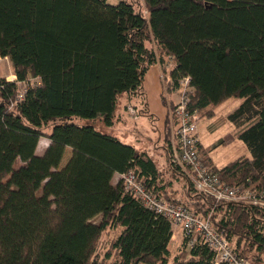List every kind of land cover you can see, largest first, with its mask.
<instances>
[{"label": "trees", "instance_id": "obj_1", "mask_svg": "<svg viewBox=\"0 0 264 264\" xmlns=\"http://www.w3.org/2000/svg\"><path fill=\"white\" fill-rule=\"evenodd\" d=\"M144 2L147 17L126 0H0V57L17 78L0 77V264H214L212 249L186 239L169 262L172 225L125 192L116 176L130 171L210 218L240 256L264 253V208L216 202L188 181L184 201L172 199L156 160L96 123L121 122L124 96L147 110L144 79L161 64L170 92L189 78L201 118L243 100L228 118L252 157L218 168L202 145L200 154L223 182L264 192V0ZM31 79L40 85L10 109ZM167 165L186 179L169 153ZM110 230L119 234L102 256Z\"/></svg>", "mask_w": 264, "mask_h": 264}, {"label": "built area", "instance_id": "obj_2", "mask_svg": "<svg viewBox=\"0 0 264 264\" xmlns=\"http://www.w3.org/2000/svg\"><path fill=\"white\" fill-rule=\"evenodd\" d=\"M162 79L167 82L165 75ZM14 81V80H13ZM24 86L19 88L16 100L10 109L21 103L29 88V83L19 82ZM168 88V82H167ZM169 89V88H168ZM167 89V90H168ZM191 87L189 78L180 83L177 100L170 108L173 123V140L170 151V163L183 173L194 191L212 197L216 202H230L264 208V192L242 190L223 182L218 174L209 167L200 154L201 141L198 127L201 113L191 106ZM128 110L137 120L139 112L131 106ZM126 193L137 199L146 209L167 218L172 228L180 230L183 239L188 240V246L205 244L215 252L214 264H250V261L240 256L217 230L210 218L196 214L192 209L167 201L152 188L147 187L134 171L119 175Z\"/></svg>", "mask_w": 264, "mask_h": 264}, {"label": "rangeland", "instance_id": "obj_3", "mask_svg": "<svg viewBox=\"0 0 264 264\" xmlns=\"http://www.w3.org/2000/svg\"><path fill=\"white\" fill-rule=\"evenodd\" d=\"M121 0H108L109 4L116 5ZM132 3L136 10L140 13H143L146 17L148 16L147 8L145 5L144 0H126ZM149 46H152L150 44ZM168 65H172L169 63V60H166ZM169 68V67H168ZM0 77L6 78L8 81L17 80L14 68L10 62V60H5L4 58L0 57ZM26 83V82H25ZM30 86L35 87L40 85L39 79H31L28 82ZM23 84H19V88L23 87ZM170 85H168V88ZM167 88V89H168ZM169 91V89H168ZM170 92V91H169ZM143 98L134 99L133 102L130 101L127 107L120 104L118 115L121 113L122 121L118 124L113 125L112 127H103V124L97 121V127H102L106 132L114 134L117 136L122 142L126 144H133V141L137 144L139 148V152H147L152 153L151 155L157 161L158 168L161 173V180L163 181L164 185L169 186V192L172 194V199H182L184 201V193L186 190L187 180L180 177L177 179L175 176L170 175L168 171V167L165 165L163 161L164 157L159 155V151L155 150L154 146L162 145L161 142V135L159 132L156 131L155 120L152 119L148 115V111L142 105ZM150 101L152 103V107L158 108V106L153 103L150 97ZM162 101V102H161ZM242 99L239 98H232L220 106L214 108V115L208 116L204 114L202 116L201 122L198 127L199 138L202 145L205 149L210 153L215 165L219 168H223L227 166L229 163L234 162L235 160L241 157H252L250 151L245 146V144L239 140L238 138V129L236 126L229 120V114L233 112L242 102ZM132 102V103H131ZM158 102V101H157ZM159 102L165 106L162 95L159 96ZM124 105V104H123ZM131 106L133 108L138 107L136 110L139 111V118L136 120L133 114L128 110V107ZM120 111V112H119ZM76 123L78 124H85L84 120L76 119ZM165 122V121H164ZM125 125V126H124ZM122 127H125L129 130L130 133L138 135L142 140H136L134 136L129 134L128 131H124ZM158 130V129H157ZM49 131V130H47ZM163 140V138H162ZM156 142V144H154ZM49 144V140L44 137L41 139L39 146H38V153L43 151L47 148ZM161 153V152H160ZM70 157V150L67 151L66 157L63 160L62 166L65 165L66 160ZM23 166V162L18 159L14 165L15 169L20 168ZM119 234L117 230H110L106 232L101 241L99 247V253L103 256L105 252L110 248L111 241L115 239ZM174 234L181 235L182 233L180 230H175ZM178 235V236H179ZM180 237V236H179ZM179 244V245H178ZM182 246V245H181ZM180 241H176L172 243L170 247V258L169 262H173V259L176 255L180 252ZM250 264H264V253H260L254 251L250 254Z\"/></svg>", "mask_w": 264, "mask_h": 264}, {"label": "crops", "instance_id": "obj_4", "mask_svg": "<svg viewBox=\"0 0 264 264\" xmlns=\"http://www.w3.org/2000/svg\"><path fill=\"white\" fill-rule=\"evenodd\" d=\"M4 59L5 60H9V58H4ZM163 75H165L166 78H169L168 77L169 74L167 72H165L164 67L161 64H156V65L151 66L150 69L148 70L146 76H145L143 87H144V94H145L146 99H147L148 115L150 117H152L153 120H155V122H156L155 123L156 131L159 132L160 135H161L160 144H162V145H159V146L155 145L154 148H155V150L159 151V155H161V157H164L165 161H163V162L168 167V165H167V155L169 153V156H170L171 144H172V140H173V123H172L171 116H170V108H171L173 102L177 100L178 95H177L176 91L169 92L167 90V85L166 84H167L168 80H167V82H165L162 79ZM160 95H162V100H163V97L165 98V101H166L164 103L165 106L161 104L162 101L159 102V96ZM150 97H151V100L153 101V103H155V105L158 106V108H156V107L154 108V106L152 107V103L150 101ZM133 100H134L133 98L131 99V98L127 97V96H124L121 99V102H122L121 104L123 106V109H124L125 105H128L130 101L133 102ZM121 114H120V116H121ZM119 123H118V125H119ZM167 126L169 127V137H168V134H167ZM122 129L124 131H128L129 132V130L126 129L125 127H122ZM129 134H131V136L132 135L134 136L135 141L136 140H142L140 137H138V135H136L138 133L135 134V132H134V134H132V133L129 132ZM162 138H163V140H162ZM154 144H156V142H154ZM132 145H134L139 150L137 144L134 141H133ZM201 145H202V143H201ZM204 149H205V147H204ZM43 152H44V150L40 151V153H38V154H43ZM148 154H149V156L154 158L151 155L152 153L151 154L148 153ZM209 156L211 157L210 153H209ZM212 161H213V159H212ZM214 165H215V163H214ZM168 171L170 172V175L175 176L177 179H179L180 177L185 179L184 176H182L179 173H176V172L170 170L169 168H168ZM117 178H119V175L116 176V179ZM185 180H187V179H185ZM167 189L169 190V186H168ZM178 235L174 234V236H173V238L171 240L169 249H170L172 243H175L176 241H180V247L183 244V241H184L183 236L179 235L180 236L179 237Z\"/></svg>", "mask_w": 264, "mask_h": 264}]
</instances>
